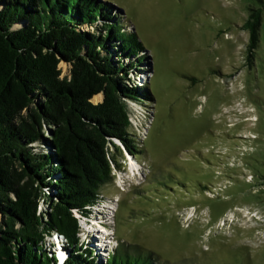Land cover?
I'll return each instance as SVG.
<instances>
[{"label":"rangeland","instance_id":"obj_1","mask_svg":"<svg viewBox=\"0 0 264 264\" xmlns=\"http://www.w3.org/2000/svg\"><path fill=\"white\" fill-rule=\"evenodd\" d=\"M103 1L141 40L135 81L153 97L129 103L138 148L118 143L102 203L77 214L80 243L99 261L123 245L166 264H264V0ZM252 10L262 18L251 53ZM56 237L47 243L64 264Z\"/></svg>","mask_w":264,"mask_h":264},{"label":"trees","instance_id":"obj_2","mask_svg":"<svg viewBox=\"0 0 264 264\" xmlns=\"http://www.w3.org/2000/svg\"><path fill=\"white\" fill-rule=\"evenodd\" d=\"M113 7L0 0V264H59L46 238L56 233L65 239L64 264H166L123 245L99 261L79 241L80 218L93 214L114 179L118 143L138 148L129 103L153 97L135 81L145 60L141 40ZM261 18L252 10L243 27L251 53ZM61 62L69 74L62 76Z\"/></svg>","mask_w":264,"mask_h":264},{"label":"bare ground","instance_id":"obj_3","mask_svg":"<svg viewBox=\"0 0 264 264\" xmlns=\"http://www.w3.org/2000/svg\"><path fill=\"white\" fill-rule=\"evenodd\" d=\"M101 98H103V95L102 94H99L97 96L95 95V97L92 98V100H94L97 103L99 100H101ZM104 233H105V230H104ZM101 245H104V244H101ZM102 247H104V246H102Z\"/></svg>","mask_w":264,"mask_h":264},{"label":"built area","instance_id":"obj_4","mask_svg":"<svg viewBox=\"0 0 264 264\" xmlns=\"http://www.w3.org/2000/svg\"><path fill=\"white\" fill-rule=\"evenodd\" d=\"M56 238H58V237H56ZM63 239V241L65 240L64 238H63V236H61L60 238H58L56 241H61ZM68 255V254H67Z\"/></svg>","mask_w":264,"mask_h":264},{"label":"water","instance_id":"obj_5","mask_svg":"<svg viewBox=\"0 0 264 264\" xmlns=\"http://www.w3.org/2000/svg\"><path fill=\"white\" fill-rule=\"evenodd\" d=\"M103 95V94H102ZM104 98V97H103ZM101 101H102V99H101ZM56 236L58 237V238H60L62 235L61 234H59V233H56Z\"/></svg>","mask_w":264,"mask_h":264}]
</instances>
